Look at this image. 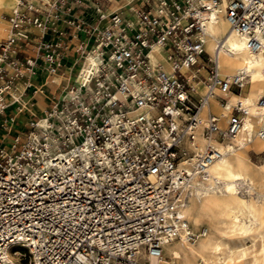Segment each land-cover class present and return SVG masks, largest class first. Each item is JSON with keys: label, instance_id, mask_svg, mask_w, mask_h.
Here are the masks:
<instances>
[{"label": "built area", "instance_id": "built-area-1", "mask_svg": "<svg viewBox=\"0 0 264 264\" xmlns=\"http://www.w3.org/2000/svg\"><path fill=\"white\" fill-rule=\"evenodd\" d=\"M144 4L131 8V19L97 6L96 21L86 30L96 34L98 71L83 85L72 79L61 95L47 97L45 112L35 110L29 90L50 93L67 46L61 39L33 41L29 28L48 29L36 4L22 0L9 16L12 34L0 39V256L7 255L12 264H37V258L38 264H73L77 254L94 257V264H148L151 252L164 254L165 245L149 231H165L156 223L157 209L179 196L170 191L171 173L194 155L186 149L193 136L184 131L197 124V117L211 120L204 136L213 134L222 143L225 133L235 135L243 126L238 111L229 121L210 103L205 106L207 97L195 95L199 84L219 89L227 81L217 83L208 51L195 50L204 45L196 38L200 29L194 14L187 15L189 0ZM60 8L53 5L47 17L58 19ZM248 11L243 0H229L226 16L243 25ZM262 18L249 17L253 24ZM83 25L78 21V27ZM33 44L35 54L27 55L24 50ZM157 47L170 71L162 62L153 64ZM38 75L45 76L39 88L32 83ZM242 90L238 84L229 88ZM24 113L28 117L22 124L17 117ZM41 117L46 129L39 127ZM173 124L181 130L173 131ZM166 132L173 143L163 139ZM167 163L173 168L166 172ZM149 236V243H140ZM133 243L139 249L111 255Z\"/></svg>", "mask_w": 264, "mask_h": 264}, {"label": "clouds", "instance_id": "clouds-1", "mask_svg": "<svg viewBox=\"0 0 264 264\" xmlns=\"http://www.w3.org/2000/svg\"><path fill=\"white\" fill-rule=\"evenodd\" d=\"M189 4L187 15L194 14L200 29L196 38L205 46L195 50L208 51L217 66V83L227 81L222 88L210 86L200 92L208 98L205 106L222 96L227 101L223 116L231 121L236 110L247 127H237L235 135L225 133L222 143L213 134L204 136L203 130L212 128L211 120L197 117V124L184 131L185 136H193L186 149L194 155L179 172L171 173L170 191H178V198L170 206L163 201L157 209L161 215L156 223L164 233L149 230L167 246L169 259L157 251L146 259L148 264H264V157L255 155L257 150L264 153V18L255 24L249 19L264 17V0H243L244 8L250 9L243 25L226 16L229 0H189ZM189 60L195 63L192 57ZM233 84L246 88V93L232 94ZM165 112L180 115L172 108ZM172 130L180 131L179 124H173ZM170 135L164 134L166 143L174 142ZM172 168L167 163L165 171ZM152 236L140 243H149ZM127 249H139V244L117 247L111 255H123ZM94 260L77 254L73 264H94ZM0 261L12 264L7 255Z\"/></svg>", "mask_w": 264, "mask_h": 264}, {"label": "crops", "instance_id": "crops-1", "mask_svg": "<svg viewBox=\"0 0 264 264\" xmlns=\"http://www.w3.org/2000/svg\"><path fill=\"white\" fill-rule=\"evenodd\" d=\"M33 1L37 2L38 5L44 6L41 8V11L43 17L48 19V29L46 31H40V29L35 27L29 28V31L31 29L34 30L30 31V36L33 41L37 43L43 39L49 41H57L61 39L67 46L66 54L62 59L63 67L55 77V83L58 88L56 86H50L48 88L50 91L49 94L45 92L39 94L34 93L33 89L29 90L30 97L34 98L33 101L36 104L35 110L38 112L45 111L49 106L50 101L47 97H58L67 86H70L74 72L76 73L74 79H78L80 65L84 63L83 57L86 55V52L92 48L95 41L96 34L88 33L86 28L95 23L97 18V6L103 5L108 12H123L125 14V19L133 18L131 8L140 9L145 6L144 0H67L66 3L57 0ZM33 1L31 3H33ZM153 3L155 4L156 0H153ZM53 5H59L61 7L59 10L60 17L58 19L47 17L46 11H54V9H52ZM78 21H85L87 25L78 27ZM52 25H55L56 32L52 31ZM24 51L27 55L35 54V45L33 44L30 48H26ZM57 78L61 79L59 83L56 81ZM32 83L38 88L41 87L45 83V76H36L32 79ZM36 111L33 112L37 113ZM22 117L27 120L28 114L24 113V115L18 116V121H20Z\"/></svg>", "mask_w": 264, "mask_h": 264}, {"label": "bare ground", "instance_id": "bare-ground-1", "mask_svg": "<svg viewBox=\"0 0 264 264\" xmlns=\"http://www.w3.org/2000/svg\"><path fill=\"white\" fill-rule=\"evenodd\" d=\"M21 2H22V0H0V39L7 38L12 34L9 20H4L5 18L3 19L2 14L8 13V14L12 15L14 13V11L16 9H18ZM155 5H156V3H155ZM118 12L120 13V16L122 18H124L125 14L123 12H120V11H118ZM98 49H99V45H98V43H95L92 46L90 52L86 53V55H85L86 57L84 56V58H85L84 63H82L80 65L79 76H78V79H76L77 85H79V86L83 85L87 81H90L96 75V72L98 71L100 61H101L99 53L96 52V51H98ZM152 61H155V63L162 62L167 71L171 70L169 62L165 60V58L162 55V50L158 47L155 48L154 52L152 53ZM201 73H205V72L202 70ZM56 81L59 83L61 81V79L57 78ZM203 89H205V87L203 85L199 84L197 86V91L195 92V95H200V92ZM246 91H247V89L243 88L241 93H234V92H231V93L234 95L240 96V95L245 94ZM219 97H220L219 95H217L215 97V100L217 101V103H213V104L210 102L209 103H210V106L214 112H216L221 117H224L223 116V108H224L225 104H223L221 102ZM221 99H222V96H221ZM204 113H205V111H204ZM47 125H48L47 120L44 119L43 117H41L39 127L41 129H46ZM243 127H247V125L243 124ZM256 153L261 154V152H259V150H257ZM182 165H181V167H182ZM241 231H243V228L241 229ZM166 248H167V246L165 245L164 246V256H165V259H169V257H167ZM257 250H259V249H257Z\"/></svg>", "mask_w": 264, "mask_h": 264}, {"label": "rangeland", "instance_id": "rangeland-1", "mask_svg": "<svg viewBox=\"0 0 264 264\" xmlns=\"http://www.w3.org/2000/svg\"><path fill=\"white\" fill-rule=\"evenodd\" d=\"M26 1H28V2H32L33 0H26ZM33 3L34 4H37V2H34L33 1ZM37 6H38V8H43L44 6H41V5H38L37 4ZM11 14H8V13H3L2 14V17H3V19L4 20H8V18H9V16H10ZM30 31H34L33 29H31ZM41 31V30H40ZM40 31H37V32H40ZM83 62V61H82ZM75 76H76V73L74 72V74H73V79L75 78ZM22 89V88H21ZM213 104V103H212ZM25 118L24 117H22L21 119H20V121H19V123H22V124H24V122H25ZM17 128H15V130H16ZM255 155H257V156H261V157H264V153H261V154H258V153H256Z\"/></svg>", "mask_w": 264, "mask_h": 264}]
</instances>
